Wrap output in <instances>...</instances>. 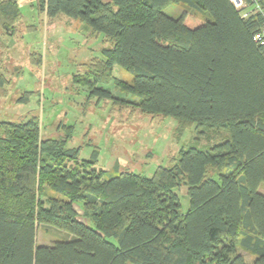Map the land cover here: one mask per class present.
I'll return each mask as SVG.
<instances>
[{"label": "trees", "instance_id": "16d2710c", "mask_svg": "<svg viewBox=\"0 0 264 264\" xmlns=\"http://www.w3.org/2000/svg\"><path fill=\"white\" fill-rule=\"evenodd\" d=\"M36 2L49 17L63 14L105 34L103 58L74 75L90 97L175 116L183 130L196 123L228 135L207 148L182 147L151 176L119 170V162L109 174L96 165L98 150L81 159V147L68 146L71 124L43 136L36 114L2 121L0 264H248L240 248L256 255L251 264H264V44L254 39L264 0ZM180 2L189 10L164 12ZM21 16L18 0H0L7 34ZM115 65L131 80L115 76ZM10 83L0 73V98ZM110 83L130 97L114 95ZM40 226L63 238L39 244Z\"/></svg>", "mask_w": 264, "mask_h": 264}, {"label": "rangeland", "instance_id": "374dc122", "mask_svg": "<svg viewBox=\"0 0 264 264\" xmlns=\"http://www.w3.org/2000/svg\"><path fill=\"white\" fill-rule=\"evenodd\" d=\"M18 2L22 16L15 26V34H7L0 27L3 37L0 73L11 81L7 95L0 98V123L24 120L36 114L41 120L43 136L55 135L61 123L71 124L74 134L68 146L81 147V159L91 158L94 150H98L96 165L109 174L128 169L151 176L159 165H167L178 155L182 147L207 148L228 135L224 129L199 131L196 123L183 130L175 116L146 115L131 107L114 106L108 99L98 101L97 96L90 97L89 87L75 82L74 75L84 73L85 64L90 60L103 58L105 34H92L84 22L63 14L49 17L38 9L36 0ZM163 10L177 17L189 7L180 2ZM40 56L42 64L37 65ZM114 74L128 81L132 78L119 65H115ZM105 86L118 97H130L113 83ZM26 91H32L29 100L21 101ZM177 191L182 210L186 212L189 208L187 187ZM62 236L60 230L46 232L40 226L37 240L41 245L53 244ZM239 251L248 264L256 259V255L244 249Z\"/></svg>", "mask_w": 264, "mask_h": 264}, {"label": "built area", "instance_id": "2783aa9c", "mask_svg": "<svg viewBox=\"0 0 264 264\" xmlns=\"http://www.w3.org/2000/svg\"><path fill=\"white\" fill-rule=\"evenodd\" d=\"M234 4L237 7H241L244 5V0H233ZM264 18V10L262 11ZM244 15H247V12H244ZM254 39L262 44H264V22L262 27L255 33Z\"/></svg>", "mask_w": 264, "mask_h": 264}]
</instances>
